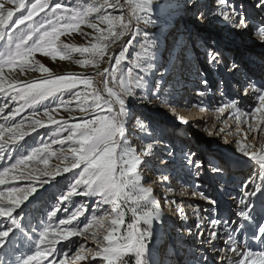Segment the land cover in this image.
I'll return each instance as SVG.
<instances>
[{
  "label": "rangeland",
  "instance_id": "rangeland-1",
  "mask_svg": "<svg viewBox=\"0 0 264 264\" xmlns=\"http://www.w3.org/2000/svg\"><path fill=\"white\" fill-rule=\"evenodd\" d=\"M157 1L159 3H165L166 5L168 3L174 2L175 4L173 7H175L182 3H185L186 0ZM200 1L201 0H198L199 4ZM30 2H35V0H25L26 5ZM51 2L53 4L59 2L69 7L72 11V14L76 15L77 20L79 21L78 27L70 29L63 35H61L60 40L57 41L58 45L68 44L73 48H82L91 47L92 44H99L107 45V47L105 48V58L99 63V66H95L91 62L92 58H90L87 53H84L82 55L77 51H72L64 59H61L58 55L56 59L53 60L52 57L45 56L41 52L37 51L33 54L30 60V65L35 66L36 70H31L28 65L25 66L26 70L23 72L19 67L12 68L11 72H18L23 75L26 74L30 77L39 76L41 74L43 76L41 79L47 76L55 77L62 74H75L81 77L90 78L92 80V87L87 90L89 95H87L86 97L82 96L79 101L74 99L69 92H63L57 93L54 97L38 100L31 107H28L26 105V102L23 100L13 101L11 99V96H6L5 93L0 96V104H2V108L7 109V113L5 116H7L8 118L10 117L13 120L10 124H17L21 120H24V125L21 129L30 127L29 125L35 120H41L43 123L47 122V116L44 115L45 110L50 107L56 109L54 112H49V115H52L53 118L58 121V123L52 124V126L50 125L48 128L42 129V131L37 132L43 136V139L45 141L49 142L48 151L46 153H42V156L48 158V163L45 164L43 160L38 157L34 161L27 162V169H30V171L54 169V166L63 167L64 161L62 159H57V156L63 157L65 155H69L70 157V153H68L67 151H62V148L64 150H67L69 145L68 143H65L63 146L57 143H51L49 141V137L53 136L54 131H59L61 125H63L64 122H67V125L70 126L72 123H82L85 119L88 118L94 119L96 114L103 115L104 113L101 112L100 109H95L93 111L92 108H89V106L92 104V96L90 95V93L93 90H97L101 94L102 98H109L115 101L119 96L122 95V88L129 85L130 78L128 77L127 72L128 68L133 67L130 61L136 59L137 63H140L142 67L146 68L150 63L149 56L151 55L150 52H144V49L140 46V44L143 42V37L138 36L137 41L139 43H137L136 48L133 49L132 47H129L128 52L125 54V59L122 60L119 65H117L115 64V58L122 50V46L125 45V43L131 38L130 35L126 33L124 36H120L117 38L109 37L107 40L99 41H97L96 39V37L100 36L101 33H103V35L105 36H108L109 25L102 19L103 16H111L113 18L123 16L124 20L127 21L129 16L132 15L131 9L127 7V4L129 2L133 3L134 1L121 0V3L125 4L124 9H114L102 6L105 4V0H51ZM211 2L212 0H210L209 4H211ZM231 3H233L238 10L242 11V14L249 19L253 28L255 27V25L259 24L262 21V13L255 9L253 0H231ZM203 7L204 6H201L195 11L194 16H196V19L194 18L192 23H183L182 19H180L183 18V16L179 14L174 16L172 14H169L170 16L168 19L167 14H157L156 16V13L152 12V14L148 17L145 13L137 11L136 17L141 18L139 20L133 19L131 26L132 31L139 30L141 33L147 32L150 34V37L155 44V63L160 72H164L165 68L171 63L174 66L175 64H178L176 61H186L187 58L188 61H191V65L195 63L196 60L194 59V62L192 57H194L202 47V36H204V39L208 40V42L204 44L209 48V52L218 53L221 61L218 65H209L208 55H206L205 57L203 63V68L205 67V71L203 70L204 72L203 74H201V77L199 79H196V82L194 83V90H196L197 92H205V96H203L204 100L201 99L202 101L200 100V103L197 102L198 104H200L199 106H195L196 101H198L196 99L192 100L190 103L188 102V105L186 104V102H184L183 104H185L186 106H173L172 103L170 104L165 100H162L161 96L165 93L162 88H160L158 92L160 99H153L151 103L141 102L137 98L138 96H142L144 94H147L149 96L152 95L150 82L151 77H146L144 82L145 86L143 88L135 89L137 97H124L125 106L128 110V116L124 118V131L130 147L138 151V153L140 154L142 151H147L145 147L147 144L154 143V141L162 142V144L154 145L153 155L144 156V163L138 170L140 173V178L144 179V187L148 188V186H150L154 188L152 193H154L157 202L160 201L159 210L162 211V213L165 215L170 214V212H174V205L176 204L172 203V201L178 202V196H181L180 193H182V190L185 187L180 184V179H182L181 174L175 176L172 181L171 179L169 181H165V187L160 183V181H164L162 179L163 174L170 175V173H177L181 168L186 169L187 167L186 170H188V173H190V170L195 171L194 169H190L186 165L185 153L195 152L197 154V157L202 159L207 167L209 163L221 161V159H219L218 152H222L225 149L224 146H231L233 151L234 149L238 150L236 135L238 131L236 130V127L232 126L231 124L229 125L226 122L225 117L223 118V115L221 113L219 114V111H217L215 108V101L217 100L218 102L220 100V97H223L224 95H221V91L225 93V84L223 78L222 76H220V74H217L222 64L221 56L224 54V52L220 51L219 48H222L226 52L233 50L238 51L237 49L242 46L237 45L238 43H235V46L237 47H234L232 45L233 41L235 42V39H237L239 40V42L246 45L245 47H247V49L243 50L242 48V50L246 52L245 56H248L250 59H253V56L256 58L254 53H257L264 48V44H260L255 40H258L259 36H256L255 39H253L249 34L237 31L233 26L225 24L220 15L212 16L211 14H208L210 15L211 19L210 20L208 18V21H210L211 28L214 29L213 31H209V29L204 30L203 28H206L204 26L201 29L198 25L195 24V21L199 22V20L203 18V16L200 17L199 15H197ZM89 9L92 10L89 11ZM214 10L216 11L215 8ZM24 11L25 10L23 8L17 11L13 19L21 15V13H23ZM186 11L189 12L188 9ZM46 13L47 14H45V12H42L38 16H35L33 18V20L36 22L35 27H38L39 23L42 22L45 23L48 30L51 31L53 27H61L67 23H76V21H73L71 17L54 15L49 10H46ZM185 15L186 14H184V16ZM187 16L188 15H186V17ZM145 18H147L148 21L145 22ZM187 19L189 18L187 17ZM212 20H214L215 22L214 25L212 24ZM89 23L95 24L96 29H99L100 31L89 27ZM201 24L202 22L199 25L201 26ZM9 27H11V23L9 24ZM191 27H193L195 36L198 37L201 35V37L199 39H196L195 41L194 39L190 40ZM183 29L188 33H186L185 36H182V34L185 32L182 31ZM28 30L29 29H26L22 25L19 29H16V32ZM115 31H120V28L117 27ZM181 31L183 33H181ZM208 35H212L211 41V38ZM38 36L39 34H37L34 39H37ZM207 36L209 38H207ZM29 43H31V41ZM213 46L215 47V49L217 47V50H215ZM7 52V45L4 43V41H0V61H2L3 58L7 55ZM108 57H112V60L109 61ZM137 57L139 58L137 59ZM258 59L259 61L257 62L264 64V58L258 55ZM81 60H89L90 62L85 65H81ZM41 64L48 69L47 73H42L41 71H39V65ZM191 65L188 66V70H193V67H191ZM105 68H108L109 70L115 69V83L110 76L107 78V83H103L102 77L100 75H97V73H101V70ZM8 70L9 69L6 67L4 69V72ZM220 70L222 72V69ZM152 71L154 72L155 69H153ZM206 72L208 73L207 75ZM143 74L144 73L141 69H133L134 77ZM121 81H123V84L120 83ZM166 81L167 80H165L164 78L161 81V86ZM202 81H206L207 84L205 85L204 83H202ZM213 81L215 83L214 86H212ZM134 82L135 81L133 80L132 83ZM201 83L202 85H200ZM108 89L112 90V97H108ZM75 91L84 93L85 89L83 84L79 85L77 89L72 90V92ZM249 97L250 95L248 97H245L244 99ZM204 102L209 105V108L202 111L201 107ZM80 104H82L85 108H88V110L81 111L80 107L78 106ZM169 105L172 107H169ZM116 107L118 108L119 105L116 104ZM16 109H19V112L13 117L12 113ZM33 113H35V115H33ZM68 115L72 116L73 120H65V118L62 119L63 116ZM197 119H205L206 122L208 121L211 123L209 125L206 124L204 126V130V127H202V123L201 126L189 123L186 128L182 123V121H187L188 123L189 120ZM2 123L5 124L6 122L3 121ZM223 126L226 128L225 130H223ZM259 127H264V125H260ZM214 128L216 130L213 133ZM217 131L220 132L217 134V136H215V133ZM149 132H151L152 134L149 135ZM37 133L31 138L25 139L24 142L20 143V145H24V148L21 149V152L30 155L31 150L39 146V137L37 136ZM68 134L69 133L66 131L60 132L61 138H66ZM196 134H200L201 137H198ZM255 142L259 152L261 143L264 142V133H261L258 128ZM164 145H167L169 147H164ZM169 150L173 153L170 158L166 156V153ZM12 155L15 156L17 155V153L14 151ZM161 158L167 160V165L172 163L173 161L178 163L168 167L166 165L160 164ZM222 165L225 166V171L222 174H214L216 177L212 176L213 173L210 171V168L207 167L211 172V174H209V178L213 179L216 186H220L225 183V179L229 174L228 172H233L237 175H239V173H243V175L246 177L251 176L252 178H254L256 185H264V180L261 179V176H264V171L260 169L259 164H257V162L253 159H247V157L245 156L239 157L238 155L236 156L234 161L226 159V162L223 161ZM255 165H257L256 168ZM255 169L259 170L255 172ZM78 171L80 170L72 169L71 172L64 173L65 177L60 180H56L55 178H53L51 182L45 183L42 187H39L36 193L29 197V199L25 202H28L27 206L24 209L17 211V215L20 216L19 228L17 230H14V234H10L11 240L17 242L16 247L13 248L10 244L6 249L0 250V261L9 259L10 261H14V264H20L22 256L28 254L29 251L32 250L31 245L35 240L39 238L41 232H43L45 229H48L49 234L53 235L56 231L62 229L64 226L59 225L58 222L51 223L48 220L50 212L55 211V205L59 204L60 210L57 211L58 218H67L68 216L75 214L73 224L80 222V227L83 235L72 237L71 239L77 240L80 244L83 245L84 249H86V251L81 252V255L85 256V259H83L85 262H83V264L89 263V261L86 263L88 257H90V255L88 256V254L89 252L95 250L97 240L103 241V234H105L106 231H112L111 218L114 216V214H110V205H103L100 211H95L96 205L94 201L97 199L95 197L87 198L72 196L68 200L59 199L61 195H66L67 191L70 190L71 185L74 183L72 172ZM194 179L195 177L193 178V183L190 182L189 184L190 189L192 190L191 199L194 200L187 201V203L195 206L198 205L199 208L194 209H196V212L199 211L202 216V214L204 213V206H210L211 204H209L208 201L206 202V200L200 196V192H203L206 196L209 195L211 199L214 195V192L208 191V186L204 184V182H199L197 184V180L194 181ZM185 180L186 177H184V181ZM14 183L26 185L28 181H14ZM184 183L185 182H183V184ZM194 185H199V188L197 189L196 187H194ZM252 187H254V185L251 184L249 188ZM164 191H168L167 198L163 194ZM138 192V190L135 192H130V195L134 198L136 195H139ZM166 199L168 201L167 203L165 202ZM223 202L228 204L224 197L218 201L219 204H222ZM134 207H136V204L133 203L132 199H129L128 201H125L123 203L122 211L124 212V219L123 223L119 226L118 231L114 233L116 237L125 236L128 232L134 231L135 228H140L141 225H143L144 229L148 227L143 223L142 219L137 222V217L142 216L144 211H150L151 207H140L135 217L133 216L132 212V208ZM104 209H109V214L104 213ZM94 215L102 217V219L99 221L94 220ZM3 219L4 218L0 217V221H2ZM56 219L57 218H53V220ZM235 220L236 222H238L237 224L244 225V227L241 229V233L243 234L241 239L243 237H247L249 244L251 245L250 250H259L257 241H255L253 237L257 234L258 228L264 225V191L258 192L256 196L253 197L252 209L249 213V219L241 220L238 216H236ZM203 223L206 224L205 222ZM101 224H104V227H101ZM85 225H87L86 231L84 230ZM130 225H132L133 227H129ZM204 227H206V225ZM93 233H95L96 235L93 236ZM160 234L161 239L158 243L159 245L157 252L158 258L164 260L163 257L165 254L161 255V252L163 251L164 247L162 246L164 243L163 241H168V232H166V230L164 231L163 229L161 230ZM180 236H182L180 233L177 234V236L175 235V237L177 238ZM188 236H190V234L185 236L187 240L189 238ZM207 236L208 234L204 233L202 240L204 238H208ZM154 240L155 238L152 235V237L146 241L148 247L150 246L151 248L156 245V242H154ZM45 243H47V240L45 241ZM62 243L67 242L63 241V238L61 237L60 240L57 241V247H60ZM92 246H94V248ZM41 247H44V245H42ZM187 248L188 252H190L183 256L185 258H183L184 260H181V264H200L201 257L200 252L198 253L199 247H196L195 249V244H192L189 247L187 246ZM78 251H80L78 245L71 246V251L65 258V264H81L82 261H78L77 259H75V254ZM165 252L166 250H164V253ZM5 253H7V256L5 255ZM186 255L189 256L186 257ZM178 256L175 257L174 254L173 256H171L172 258H174V260L172 261L173 264H180V262L178 261ZM93 259V262L91 261L92 263L90 262V264H97V262L100 261L99 256L97 259ZM122 259L126 262V264H135V251L133 250L126 253L122 257ZM45 264H47L46 261ZM103 264H105V262H103Z\"/></svg>",
  "mask_w": 264,
  "mask_h": 264
},
{
  "label": "snow or ice",
  "instance_id": "snow-or-ice-1",
  "mask_svg": "<svg viewBox=\"0 0 264 264\" xmlns=\"http://www.w3.org/2000/svg\"><path fill=\"white\" fill-rule=\"evenodd\" d=\"M254 7L260 12H264V0H253ZM189 5H194L196 0H186ZM153 5V0H137L133 3L129 2L127 7L131 9L132 15L125 21L123 16L113 18L111 16H103V20L108 23V36L101 33L96 37L97 41L107 40L109 37L117 38L124 36L126 33L130 35V39L122 46V50L115 58V64L119 65L122 60L125 59V54L128 52V48H136L137 37L142 36L143 42L140 46L144 49L145 53H151L149 56L150 63L146 68L142 67L137 60H131L130 63L133 67L128 68L129 85L122 88V95L115 101L109 98H102L101 94L97 90H93L90 95L92 96V104L89 108L100 109L103 115L96 114L95 118L85 119L82 123H72L70 126L67 122L61 125L59 131H54L53 136L49 137L51 143H57L63 146L68 143L67 150L62 148V151H67L69 155L63 157L57 156V159L64 161L63 167L54 166V169H43L39 175H33L31 171L27 170V162L34 161L38 157L43 160L45 164L48 163V158L42 156V153H46L49 148V142L43 139L40 133H37L39 137V146L31 150V154L21 152L24 145L17 144L18 140H23L26 131H21L24 125V120H21L17 124L7 123L8 117L4 116L5 124H0V185L4 188L0 189V217L4 218L0 221V250L6 249L10 244L13 248L16 247V241H12L10 234H14V230L19 228V218L17 215V209H19L31 195H34L39 187H42L45 183L51 182L53 178L61 173L71 172L72 169H79L78 172H72L74 183L71 185L70 190L66 195L60 196V200H68L72 196H80L87 198H97L94 203L96 205L95 211H100L103 205H110V214H114L111 218L112 231H106L103 234V241L97 240V248L92 252L93 258L99 256L100 261L97 264H126L122 257L131 251H135V264H151L147 253L148 244L146 243L152 235V223L153 220H158L163 214L159 210V204L157 200L152 196L151 190L140 186V173L138 169L144 163L141 156L153 155V148L155 144H162L161 141H154L149 143L145 147L147 151H142L139 155L135 154L128 144V139L125 136L124 131V118L128 116V110L125 106L124 97H137L135 91L136 88H143L145 86L146 77H151V91L152 95L144 94L137 98L144 103H151L153 99H160L158 92L161 88V81L167 75V73L160 72L155 61V44L147 32L141 33L139 30L132 31L133 19L139 20L141 17H136V12L140 11L145 13L148 17L151 15L150 9ZM214 8L215 15H220L222 19L233 26L237 31L245 34H249L253 39L259 36V39H255L258 43L264 44V21L255 25L253 28L249 19L242 14V11L238 10L231 0H215ZM106 6L114 9H124L125 4L121 3V0H105ZM25 11L21 15L13 19L15 13L20 9ZM46 10L51 11L54 15H60L64 17H71L75 24L67 23L61 27H53L51 31L48 30L45 23H39L38 27H35L36 22L33 20L35 16ZM92 9H89L91 11ZM206 19V17H204ZM148 21L145 18V22ZM11 23V27L9 24ZM24 26L28 31L16 32L20 26ZM79 26L77 16L72 14L69 7L62 3H52L51 0H35L25 4V0H0V41H4L7 45V55L0 61V92L5 95H10L13 101L23 100L28 107H31L38 100L54 97L57 93L69 92L74 99L80 100L82 96H87L89 93L87 90L92 87V80L87 77H81L78 75H59V76H47L40 80H32L29 83L19 84L17 81L8 80L7 88L4 87V69L7 67L9 71L13 67H19L23 72L26 70L25 66L28 65L31 70H36V67L30 65V60L34 53L41 52L45 56L52 57L53 60L59 55L61 59L66 58L70 52L77 51L82 55L87 53L91 59V62L95 66H99V63L105 58V48L107 45L92 44L91 47L73 48L68 44H57L61 35L70 29H74ZM89 27L96 29V25L89 23ZM119 27L120 31H115ZM100 31L99 29H96ZM39 34L37 39L35 36ZM31 41V43H29ZM136 42V43H134ZM146 45V47H145ZM139 57H137L138 59ZM111 61L112 57H108ZM89 60H81V65L89 63ZM220 57L218 53H208L209 65H218L220 63ZM141 69L143 75L133 76V69ZM238 68V65L232 64L230 71ZM155 69L153 72L152 70ZM39 71L47 73L48 69L42 64L39 65ZM102 77V82L107 83V78L112 77L113 82H116L115 69L109 70L105 68L102 73H97ZM135 81L132 83V81ZM123 84V81L120 82ZM205 85L206 81H202ZM83 84L85 92L80 91L72 92L77 89L79 85ZM251 89V92L248 91ZM246 95H253L254 99L258 101V106L253 105L252 109L242 110L238 105L232 103L233 109L237 115L235 119L239 124H248V132L255 129H259L261 133H264V87H257L252 83H249L244 88ZM221 95L223 92L221 91ZM113 92L108 89V97H112ZM197 96H205V92H197ZM103 99V103H102ZM116 104L119 107H116ZM81 111H87L82 104L78 105ZM169 107H172L169 105ZM55 108H47L44 115L47 116V120L51 124H57L58 121L49 115V112H54ZM224 111L223 108L220 109ZM2 112V110H0ZM19 109H16L12 115L13 117L18 114ZM257 113L259 117L257 118ZM35 115V113H33ZM247 117L251 120H256L254 125L249 123ZM187 123V121H182ZM33 131L37 128L45 127V124L41 120H35L29 125ZM68 132L66 138H61L60 132ZM152 133L149 132V135ZM11 142V143H9ZM42 145V146H40ZM164 147H169L164 145ZM119 149V152H118ZM239 152L244 156H250L255 160L262 171H264V142L261 143L259 152L254 148L250 150L247 144H238ZM17 155H12L13 152ZM173 153L169 150L166 153L167 157H171ZM185 163L190 169L195 170V175L200 176L206 169L204 161L197 157L195 152L185 153ZM160 164L167 165V160L160 159ZM213 174H222L225 171V166L219 163H209L207 165ZM10 173H12L10 175ZM162 179L169 181L170 176L163 174ZM264 180V176H261ZM14 181H28L26 185L20 183H14ZM249 184L254 187L249 188ZM197 189L199 185H194ZM139 191L140 195H136L134 198L130 195V192ZM264 191V185H256L255 179L250 178L246 181L242 187V196L237 201V207L239 211L236 213L241 220H248L249 213L252 209V200L258 192ZM200 196L208 200V203L213 205L211 209H204V213H211L212 215L201 217V213L197 211L195 214L197 217H201L197 220L196 228L199 230V235L204 234L203 219L208 220V236L207 243L212 244L213 248L217 251L218 256L215 258V264L220 261V264H264V225L258 228L257 234L253 237L259 246V250H250L248 238L243 237L241 239V229L243 224H237L235 221H226L217 218L216 201L207 197L203 192H200ZM129 199L133 200L136 207L132 208L133 216L140 207H151L152 210L144 211L142 216L137 217V222L143 220V223L148 227L141 230L135 228L134 231H130L127 235L122 237H116V233L119 226L123 223L124 212L122 211L123 203ZM141 202H144L143 205ZM167 203V199L165 200ZM172 203H176L172 201ZM198 209L199 206H193ZM56 210L51 211L48 216V220L51 223H57L64 226L59 231H56L53 235L49 234L48 229H45L40 233L39 238L31 245L32 250L28 254L23 255L20 264H65V258L71 251V246H79L80 251L76 252L75 259L83 260L85 256L81 255V252L86 251L83 245L77 240L71 239L72 237L83 235L81 231L80 222L73 224L75 214L68 216L67 218H58L57 211L60 210L59 204L55 205ZM104 213L109 214V209H104ZM178 212L183 221L187 222L188 216L184 212L183 207L178 206ZM15 213V215H14ZM53 218H57L53 220ZM94 220H101L102 217L93 216ZM235 225V226H233ZM129 227H133L130 225ZM85 231L87 225H85ZM188 232L191 234L192 230ZM96 234L93 233V236ZM67 243H62L60 247H57V241L60 238ZM31 239V238H29ZM222 239L224 242L223 248L216 247L213 241ZM47 240V243L45 241ZM106 242V243H105ZM205 241L201 240L200 243ZM44 245V247H41ZM234 255H229V254ZM7 256V253H5ZM204 261H207V257H202ZM0 264H14V261L3 260Z\"/></svg>",
  "mask_w": 264,
  "mask_h": 264
},
{
  "label": "bare ground",
  "instance_id": "bare-ground-1",
  "mask_svg": "<svg viewBox=\"0 0 264 264\" xmlns=\"http://www.w3.org/2000/svg\"><path fill=\"white\" fill-rule=\"evenodd\" d=\"M132 1H134L133 2V5L137 2V0H132ZM185 1V0H184ZM245 1H247V0H245ZM196 3H198V0H196ZM195 3V4H196ZM174 2H171V3H168L167 5L165 4V3H159L157 0H153V5L151 6V9H150V12H151V14H152V12L153 13H156V14H167V15H169V14H172L173 16L174 15H177V14H179V15H182L183 16V18H180V19H182V22L183 23H185V22H187V23H190V22H192V18L190 19V20H188L187 19V17H186V15L184 16V13H185V11L187 10V9H189L190 7H192V6H194V5H189V4H187L186 3V1H185V3H182V4H180V5H178V6H175V7H173L174 6ZM187 12V11H186ZM206 13H212L211 11H206ZM262 14H261V20L262 21H264V12H261ZM172 16V17H173ZM205 17H206V19L204 20V16H203V18H201L200 20H199V24L202 22V24H201V26H204V27H206L207 29H209V31H213L214 29H212L211 28V25H210V21H208V18L210 17V15H205ZM169 19V18H168ZM212 19H214V18H212ZM222 22V21H221ZM223 22L225 23V24H229V23H227V22H225L224 20H223ZM208 23V24H207ZM196 25H197V23H195ZM214 25V24H213ZM212 25V26H213ZM230 25V24H229ZM193 26V25H192ZM185 30H186V28H185ZM184 29L182 30V31H185ZM190 30H191V33H190V36H191V39L192 38H196L197 36H195V34H194V30H193V27H191L190 28ZM181 31V33H183ZM180 33V34H181ZM186 31L182 34V36H185L186 35ZM188 34V33H187ZM201 37V35L200 36H198L197 37V39H199ZM211 39H210V41L212 40V37H210ZM196 40V39H195ZM201 40H202V44H201V46H202V48L201 49H203L204 47H206V43L208 42V40H206V39H204V36H202V38H201ZM236 40V42L238 43H236L237 45H239V46H246V45H244V43H241V42H239V40H237V39H235ZM209 41V42H210ZM195 43V42H194ZM205 43V44H204ZM235 45V44H234ZM241 48V47H240ZM238 53V51H235V50H233V53ZM244 54V55H246V52H241V54ZM202 54V53H201ZM242 54V57H243V60H245V57H244V55ZM254 55L256 56V58L253 56L252 58L255 60H253V59H251V60H247L248 62H250V64L248 63V66H247V71H248V73L249 74H254V80L251 82H249V83H252L253 85H255V86H257V87H264V64H262V63H260V62H257V61H259V59H258V55L259 56H261L262 58H264V48L261 50V51H259V52H257V53H254ZM197 56H198V60H199V62L201 63V65H202V67L204 66L203 65V63H204V60H205V57H206V53H205V56H204V58H203V62H201V56L199 55V53H197ZM235 56L236 57H238V59L240 60L241 59V57L239 58V56H237L236 54H235ZM235 57V58H236ZM192 59L194 60V57H192ZM241 61V60H240ZM193 62V61H192ZM194 62H195V60H194ZM181 63H183L184 65H186V66H183V67H185V68H187L189 65H191L190 63H191V61L189 60L188 61V58L186 59V61H182ZM253 63V64H252ZM259 63H260V67L259 68H256L255 66H253V65H259ZM193 65V64H192ZM192 65H191V67H192ZM195 65L197 66L198 64H197V62H195ZM67 68V67H66ZM221 69V68H220ZM219 69V72L217 73L218 75L220 74V72H221V70ZM203 70L205 71V67L203 68ZM66 71V70H65ZM104 71V69H102L101 70V73ZM172 71V70H171ZM76 72V71H75ZM61 74V73H60ZM72 74V73H71ZM208 73L206 72V75H207ZM192 75H194L193 74V70H188V72H187V75L186 76H184L185 77V79H189V80H194L193 79V77H192ZM43 76L40 74L39 76H33V77H30V76H27L26 74H20V73H18V72H11V71H5L4 72V87L5 88H7V85H8V80H13V81H17L19 84H25V83H29V82H31L32 80H40L41 78H42ZM178 78H179V76H178ZM171 79L172 80H175L176 81V76H174V75H171ZM223 81H224V84L225 85H227L228 84V80L227 79H223ZM248 83V84H249ZM248 84L246 85V87L248 86ZM200 85H202V83L200 84ZM215 85V83H214V81H213V84H212V86H214ZM173 86V85H172ZM204 86V85H203ZM202 88V87H201ZM163 91H164V89H163ZM248 91L249 92H251V89H248ZM166 92V91H165ZM4 93H2V92H0V96L1 95H3ZM224 95H223V97H220V100L217 102V100L215 101L216 102V110L217 111H219V114L221 113L222 115H223V118L225 117V119H226V122L230 125H232V126H234V127H236V130L238 131L237 132V143L238 144H240V143H243V144H247L248 146H249V148H250V150L251 149H255L257 152H258V149H257V147H256V136H257V129H255V130H253V131H251V132H248L247 131V129H248V124L247 123H245V124H243V125H241V124H239V122L235 119V117H236V115H237V113H236V111L233 109V107L231 106L232 104H227L226 103V101L225 100H227L228 98L226 97L225 99H224V97H225V95L227 94V93H223ZM228 95V94H227ZM164 96V95H163ZM247 97V96H246ZM254 94L253 95H251L249 98H246V99H244V98H241L240 100H239V102H236L235 104L236 105H238L239 106V108L240 109H242V110H246V109H252V106L253 105H256V106H258V101H256L254 98ZM201 99H203L204 100V97H202ZM193 99L192 98H190L189 97V99H188V101H185L186 103H188V102H191ZM202 101V100H201ZM200 103L199 102V100L198 101H196V103H195V106H199L200 104H198V103ZM180 106H186L185 104H181ZM209 105L206 103V102H204L203 103V105H202V111H204V109H207V108H209L208 107ZM221 108H223L224 109V111L223 112H221L220 111V109ZM0 110H2V112H0V123H2L3 121H5L4 120V116L6 115V113H7V109H5V108H2V104H0ZM257 115V118L259 117V113H257L256 114ZM65 118V120H73V117L72 116H70V115H68V116H63V118L62 119H64ZM14 119V118H13ZM244 119H247L248 120V122L249 123H252V124H256L257 123V121L256 120H251V119H249V118H247V117H244ZM59 120V119H58ZM61 120V119H60ZM11 121H13L12 120V118H8V121H7V123H11ZM190 121V120H189ZM195 121V120H194ZM205 121V120H204ZM203 122V121H202ZM211 122H206V123H202L203 124V126L202 127H204L206 124H210ZM2 124H4V123H2ZM44 124H45V127H43V128H38L37 130H35V131H33L32 130V128L31 127H25L24 129H21V131H26L27 132V135H25V137H24V139L23 140H18L17 141V144H20L21 142H24V140L25 139H29V138H31L32 136H34L38 131H42V129H45V128H48L50 125L52 126V124L51 123H49L48 121L47 122H44ZM185 128H186V126H185ZM205 129V127L203 128V130ZM226 128L223 126V130H225ZM189 130V129H188ZM209 130V129H208ZM9 143H11V142H9ZM229 147V148H228ZM224 150L222 151V152H218V155H219V159H221V161H219L221 164H222V162L224 161V162H226V159H230L231 161H234V159L236 158V156H238L239 155V157L240 156H244V155H242L240 152H239V150H235L234 149V151L232 150V148H231V146H224ZM131 149H133V148H131ZM134 150V152H135V154H137V155H139V153H138V151H136L135 149H133ZM245 157H247V159H251V157L250 156H245ZM145 157L144 156H141V159L144 161L145 159H144ZM226 158V159H225ZM219 162H217V161H215V163H219ZM178 162H175V161H173L172 163H170V164H168V165H166V166H168V167H170V166H172L173 164H177ZM256 166L257 165H255V168H256ZM259 168V167H258ZM186 169H187V167H186ZM186 169H183V168H181L180 169V171L179 172H177V173H173V174H171L170 173V179H171V181H172V179H174V177L175 176H177L178 174L180 175H182V179H180V184L183 186V187H185L183 190H182V193H180V195L181 196H178V202H176L175 204L176 205H174L175 206V210L176 211H178V206L179 207H183L184 208V212H185V214H186V212H188V214H186L187 216H188V220H187V222H185L186 224H188L189 226H186V227H184V228H181L180 230H178V231H180V232H177V234H181L182 236H180V237H174L173 235V231H175L176 230V226H174V228H173V226H168L167 224H164V223H162V220H163V216L165 215V214H163L158 220H153V223H152V230H153V236H154V238H155V240H154V242H156V245L154 246V247H151L150 248V246L148 247V253H147V256H148V258L150 259V262H151V264H160L161 263V260H160V258H158V252H157V249H158V243H159V241H160V239H161V230H163L164 229V231L166 230V232H168V234H167V236H168V241L167 242H165V241H163L164 243H163V245L162 246H164L163 247V251L161 252V255L162 254H165L164 255V257H163V259H164V264H173L172 263V261L174 260V258H172L171 256H173V254H174V256L176 257V256H178L180 253H182V254H180L179 256H178V261L180 262V264H181V260L183 259V258H185V257H183L185 254H187V252H188V248H187V246H188V244H186L187 243V241L185 242V241H183L182 240V237L184 236H186V235H189L190 233L188 232V230L189 229H191L192 230V233L194 232V230H196L197 228H196V223H197V220L198 219H200V217H197V215L195 214L196 213V209H194V207L193 206H195V205H190L189 203H187V201H189L190 199H191V195H192V193H191V189H190V186H189V184H190V182L191 183H193V181L192 180H189V177H187L186 175L187 174H189L188 173V170H186ZM27 170H29L30 171V169H27ZM259 169H255V172L256 171H258ZM32 172V174L33 175H39L40 174V172L41 171H38V170H35V171H31ZM138 172H139V170H138ZM195 172V171H194ZM169 173V172H168ZM229 174H228V178L226 177V179H225V183H223L222 185H220V186H216L215 185V182L213 181V179H210L209 177V174H211V172L209 171V169L206 167V169L202 172V174L200 175V176H196V175H193V176H195V179L194 180H199V182H204V184H206L207 186H208V191H211V192H214L213 194V196H212V199L213 200H215L216 201V205H215V207H216V211H217V218H220V219H223V220H226V221H228V218L231 216V218H230V220L229 221H235L236 222V216H237V212L239 211V208L237 207V201H238V199L242 196V192H241V187H242V183L244 184L246 181H249V179L250 178H252L251 176L250 177H246V176H244L243 175V173H239V175H240V177H239V175H237V174H234L233 172H228ZM12 173H10V175H11ZM195 174V173H194ZM243 175V176H242ZM208 176V177H207ZM65 177V175H64V173L63 174H60V175H58V176H56L55 177V179L56 180H60V179H62V178H64ZM184 177H186V180L184 181ZM207 177V178H206ZM147 178V177H146ZM169 179V180H170ZM190 179H192L191 177H190ZM183 182H185L184 184H183ZM160 183L165 187V181H163V182H161L160 181ZM250 185L251 184H249V187H250ZM140 186L141 187H143V188H145L144 187V179L143 178H140ZM4 186L3 185H0V189H2ZM164 187H162V188H164ZM147 189H150L151 190V193H152V191H153V187H150V186H148V188ZM139 193V192H138ZM165 196H166V198L168 197L167 195H168V191H164V193H163ZM139 195H140V193H139ZM155 198L156 199V197H155V195H154V193H152V196L151 197H149V199H151V198ZM207 197H209L210 199H211V197L208 195ZM225 198L226 199V202L228 203V204H226L225 202H223L222 204L220 203H218V201L219 200H221L222 198ZM215 198V199H214ZM194 200V199H193ZM183 201H184V203H183ZM208 200H206V202H207ZM203 202V201H202ZM27 204H28V202L27 203H24L19 209H17V211L18 210H22V209H24L26 206H27ZM158 204H159V206H160V201H158ZM213 207V205H210V206H208V205H206V206H204V209H211ZM152 210V209H151ZM162 212V211H161ZM172 213L170 212V214H168L169 216L171 215ZM204 214V215H203ZM202 214V216L201 217H204V216H211L212 214L211 213H203ZM194 219L193 221H192V223H191V225H190V221H191V219ZM203 222H208V220L207 219H203V221H202V223ZM236 223H238V222H236ZM167 225V226H166ZM104 227V224H101V227ZM204 226V225H203ZM207 226H208V223H207ZM233 226H235V225H233ZM139 229H141V230H143L144 229V227H143V225H141L140 226V228ZM207 231V230H206ZM184 234V235H183ZM197 236H196V235ZM204 235V234H203ZM203 235H199V230L197 229L196 230V232L194 233V236L197 238V239H200V238H202L203 237ZM240 235L241 236H243V234L242 233H240ZM177 236V235H176ZM190 236H191V234H190ZM190 236H188L189 237V239H190ZM208 238H204L203 239V241H205V243L203 244V243H200L199 244V246H197V247H199V249H198V253L200 252V257H201V260H200V264H215V258L218 256V253H217V251L213 248V246H212V244H209V243H207V240L209 239V236H207ZM177 238V239H176ZM177 240V241H175V240ZM180 241H183V242H180ZM201 241V240H200ZM213 244H215L216 245V247H218V248H223L224 247V242H223V240L222 239H217V240H215V241H213ZM168 245V246H167ZM93 248H94V246H92ZM160 247V246H159ZM189 247V246H188ZM96 248H97V245H96V247H95V250H96ZM161 248V247H160ZM186 249H187V251H186ZM94 250V251H95ZM164 250H166V252L164 253ZM94 251H92V252H94ZM168 251V252H167ZM170 251V252H169ZM195 251V250H194ZM92 252H89V254H88V256L90 255V257H88V260L86 261V263L89 261V263H87V264H90V262L92 261V259H93V255H92ZM190 252V251H189ZM194 253H196V252H194ZM229 255H234V254H229ZM204 256H206L208 259H207V261H204L203 259H202V257H204ZM98 258V256L97 257H95V259H97ZM157 260H156V259ZM171 258V259H170ZM155 259V260H154ZM160 260V261H159ZM184 260V259H183ZM79 261V260H78ZM80 261H82L81 262V264H83V262H85L84 260H80ZM93 261H94V259H93ZM92 261V262H93ZM189 261V260H188ZM91 262V263H92ZM105 264H106V262H105ZM216 264H220V261H217L216 262Z\"/></svg>",
  "mask_w": 264,
  "mask_h": 264
}]
</instances>
